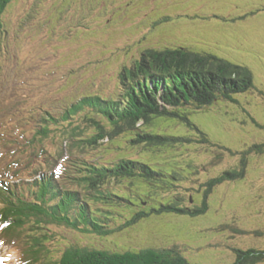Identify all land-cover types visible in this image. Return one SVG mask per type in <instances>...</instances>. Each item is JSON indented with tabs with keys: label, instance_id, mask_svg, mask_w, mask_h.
<instances>
[{
	"label": "trees",
	"instance_id": "16d2710c",
	"mask_svg": "<svg viewBox=\"0 0 264 264\" xmlns=\"http://www.w3.org/2000/svg\"><path fill=\"white\" fill-rule=\"evenodd\" d=\"M9 3L10 0H0V45ZM258 12L260 9L250 10L246 16ZM165 15L169 14L164 9L159 17ZM213 16L225 20L217 12ZM124 65L118 73L117 91L85 94L55 113L59 119L43 111L34 119L41 126L36 125L33 136L27 139L23 135V142H14L23 154L6 166V177H0V243L16 252L17 260L11 264H192L185 257L183 245L174 243L170 248L153 249L140 242L125 244L120 233L133 230L135 235L147 221L162 215L191 219L203 216L217 187L243 180L248 174L249 151H245L231 170L189 190L183 187L186 174H195L198 168L189 160L178 159L190 146L203 148L210 144L206 134L192 123L193 113L216 111L213 106L221 102L237 104V96L256 89L247 66L181 44L145 48L138 61L129 67ZM60 121L63 125H59ZM165 122H170L168 129ZM179 126L187 128L183 131ZM5 130L0 113V137ZM57 133L59 149L52 153L43 139L51 140ZM212 147L218 152L217 162H223L226 155H238L224 146ZM26 148L33 152L27 154ZM97 149L114 157L94 161L84 155ZM246 150L264 154V143L252 144ZM166 157L180 162L174 161L173 169L166 171L161 164ZM37 158L44 162L34 166ZM27 177L33 179V184H26ZM212 208L211 201L215 217ZM235 213L230 219L226 217V224H215L219 233H230L223 235L225 240L215 251V264H263L264 250L256 245L245 249L238 244L227 245L228 240L240 241L234 236L245 232L230 226ZM235 217L234 223L239 225ZM57 226L72 230L81 241L56 244L64 246L52 251L49 244L57 242ZM92 233L106 242L115 235L118 240L114 238L112 242L118 243L123 252L83 240L85 236L93 237ZM243 235L248 238L250 232ZM210 244L218 247L219 243ZM224 250H229L232 260Z\"/></svg>",
	"mask_w": 264,
	"mask_h": 264
},
{
	"label": "rangeland",
	"instance_id": "374dc122",
	"mask_svg": "<svg viewBox=\"0 0 264 264\" xmlns=\"http://www.w3.org/2000/svg\"><path fill=\"white\" fill-rule=\"evenodd\" d=\"M164 9L169 15L159 17ZM255 9L260 12L246 16ZM214 12L225 20L216 19ZM4 21L7 37L3 38L0 54V113L4 114L7 132L19 126L30 131L29 126L35 125L33 116L46 110L58 113L85 94L117 91L123 64L131 66L148 47L161 49L181 44L247 66L256 89L237 96V104L221 102L213 106L216 111L193 113L192 123L206 134L210 144L203 146L205 149L190 146L178 157L198 168L197 173L186 174L183 187L189 190L231 170L238 164L239 155L249 151L245 179L217 187L203 216L191 219L162 215L147 221L149 226L145 224L135 233L139 241L133 230H124L120 238L125 244L140 242L153 249L170 248L174 243L183 245L185 257L192 264H215V251L224 242L223 235L230 234L219 233L216 225L226 224V217L230 219L231 213L236 212L233 218L237 216L240 224L235 225L232 218L230 226L250 235H235L240 241L228 240L227 245L238 244L242 249L256 245L264 250V154L246 150L252 144L264 143V0H12ZM9 104L14 117L7 116L5 120L8 109L3 105ZM169 125L170 122L164 123L166 129ZM179 128L184 131L187 127ZM189 130L194 136V131ZM59 140L57 133L52 141H46L51 152L59 149ZM212 145L224 146L238 155H226L222 163L217 162L218 152ZM4 153L0 160L7 162L8 153ZM84 155L94 161L114 157L99 153L98 149ZM170 159L161 161L166 171L173 169L174 161L180 162ZM55 229L57 242L49 244L52 251L64 246L56 244L81 241L69 230ZM257 232L262 235H254ZM92 234L83 240L123 252L118 243L112 242L115 235L106 242L100 240V235ZM210 242L219 243L218 247ZM0 250L4 255L8 253L4 247ZM224 254L232 260L229 250H224Z\"/></svg>",
	"mask_w": 264,
	"mask_h": 264
}]
</instances>
